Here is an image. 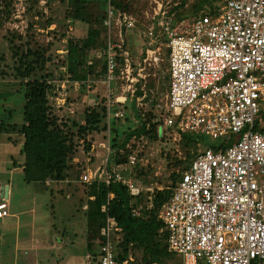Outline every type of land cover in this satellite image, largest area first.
Masks as SVG:
<instances>
[{"label":"built area","instance_id":"built-area-1","mask_svg":"<svg viewBox=\"0 0 264 264\" xmlns=\"http://www.w3.org/2000/svg\"><path fill=\"white\" fill-rule=\"evenodd\" d=\"M32 2H12L8 26L19 35L26 36L30 29ZM38 2L41 6L48 4V0ZM154 3V11L146 13L149 25L137 69L130 51H120L126 41L124 31L135 29L137 19L108 4L103 21L106 48L97 53L106 62L108 123L124 117L123 107L129 100L140 102L144 98L136 97L137 84L147 64L157 65L162 60L161 49L165 46L170 90L167 114L158 132L162 136L165 129L176 127L179 132L201 134L213 142L198 152L160 210L169 250L181 255L183 264H262L264 130L255 131L254 127L264 104V0H225L216 15L193 21L188 31L179 30L185 21L175 25L162 0ZM3 8L0 1V10ZM54 26L40 32L48 34ZM116 80L122 92L113 96L111 87ZM66 82L68 79L60 86L64 88ZM50 83L59 86L60 82L54 79ZM109 144L108 140L101 146L110 154ZM108 158L95 169L86 170L81 182H119L127 185L132 195H140L141 190L123 174L136 165V155L131 154L126 164L118 166L109 165ZM102 211L106 212L107 206ZM9 216L8 203L1 202L0 219ZM118 232L121 227L108 215L100 233L103 243L97 262L87 252L83 264H137L132 254L121 262L116 259L112 235Z\"/></svg>","mask_w":264,"mask_h":264},{"label":"trees","instance_id":"trees-1","mask_svg":"<svg viewBox=\"0 0 264 264\" xmlns=\"http://www.w3.org/2000/svg\"><path fill=\"white\" fill-rule=\"evenodd\" d=\"M0 1L4 7L0 10L1 30L11 19L13 0ZM51 2L52 0H49L50 6ZM174 2L176 3L168 12L174 24L177 25L183 20L195 21L207 15H216L225 0H176ZM32 3L29 14L40 13L36 0ZM109 3L115 9L129 14L135 15L138 12L137 0H68L65 20L70 21L72 25L82 24L85 26L86 34L83 38L68 37L65 46L63 39L67 37L66 33L56 30L58 25L52 18L42 25L45 28L57 25L55 29L50 30L52 40L47 44L36 41V32L32 23L27 37L7 30L3 38L7 43L11 65L4 63L6 59L4 55L0 56V80L13 77L21 81L25 100L24 120L20 125L0 121V133L13 132L19 135L20 152L24 157L23 163L20 164L24 180L28 183L39 182L43 185L49 179L60 183L80 177L86 168L85 162L75 160L81 157L83 150L90 152L92 138L89 139V137L93 133L109 131L107 139L113 149L110 164L115 166L126 164L128 157L134 153L140 160L147 155L148 145L158 148V154L169 173L166 178L158 182L159 187L162 188H154L151 193L148 191L151 205L147 208L141 204L139 195H132L128 186L123 183L112 182L109 185L98 182L84 183L85 203L82 207L86 206L84 214L87 218V232L98 237L96 249H93V243L88 246L96 263L103 243L101 229L109 215L121 227V232L112 235L115 257L119 262L132 254L137 264H176L177 255L169 250L168 232L159 218V213L162 206L172 197L174 189L182 179L183 172L188 169L199 149L208 146L207 138L201 134L179 132L176 127L165 129L160 136L158 127L167 111L163 108L157 113L153 105L156 103L150 95L145 97V101L151 106L145 110L141 124L136 128L128 126L126 130L120 132V128L112 125L115 124V119L111 120L112 124L110 122L109 125L107 99L99 95L96 98L99 102L86 107L82 117L76 119L56 106L58 94L57 91L55 92L56 87L50 83L55 78L64 80L68 76L72 83L78 82L80 89L86 90L89 80H99L103 77L106 72V62L103 57L98 58L97 53L106 48V29L103 21ZM131 31H124L126 41L120 51L125 49L130 51L137 69L136 63L142 61L143 55H140L138 59L134 58L135 54L134 51L131 52L132 48L127 37ZM60 48L66 51V57H59L57 51ZM56 57H58L57 62L53 60ZM90 61L92 64L89 65ZM118 62L121 66V57ZM51 65H54V70H49ZM61 67L66 69V73L56 74V69ZM142 83L143 81L137 84L136 97L144 95ZM71 102L73 100L68 98L66 107ZM254 130H264L261 128V118L256 121ZM230 144L232 142L228 143ZM141 145H143L142 149L136 152ZM223 146L225 147L226 144H220V147ZM134 167L137 168V176H143L152 171L150 163L147 172L139 168L138 164ZM103 206H107L106 212L102 211ZM135 211L139 214L136 215Z\"/></svg>","mask_w":264,"mask_h":264},{"label":"rangeland","instance_id":"rangeland-1","mask_svg":"<svg viewBox=\"0 0 264 264\" xmlns=\"http://www.w3.org/2000/svg\"><path fill=\"white\" fill-rule=\"evenodd\" d=\"M67 1L52 0L50 6L48 0L47 5L41 6L38 0H36L41 12L29 14V19L30 25L32 23L36 32L37 42L47 44L52 40V35L49 34L50 31L48 34H46L47 32H40V30H48L49 27L45 28L42 25L49 18L55 20V23L58 25L57 31L66 33L67 37L63 39L64 46L68 42V37L83 38L85 36V26L79 23L72 25L70 21L65 20V12L68 6ZM137 1L136 7L138 12L133 15L136 17L138 24L133 29L134 31L132 30L127 35L129 45L132 48L131 52L133 53L134 51L135 59H138L141 55L145 43L143 35L149 25L146 13L154 11L156 7L154 0ZM174 1L176 0H162V3L169 10L176 3ZM184 21V25L179 28L180 31H188L193 23L191 19ZM8 23L0 30V56L4 55L6 58L4 63L11 65L7 43L3 38L7 30H11ZM56 24L53 29L56 28ZM26 33L27 37L29 31ZM124 37L126 39L125 32ZM105 38L108 39L107 29L105 30ZM57 53L61 58L66 57V52L63 48H60ZM161 59L157 65L150 66L147 64L143 71L142 88L144 89V98L140 102L136 101V99L132 102L129 100L123 107L124 117L119 120L115 119V124L111 122L112 125L121 129L120 132L126 130L128 126L136 128L141 124L145 110L151 106L145 101L146 96L150 95L153 102L156 103L153 105H155L157 113L166 108V97L170 90V74L168 50L165 46L161 49ZM53 60L57 62L58 57L53 58ZM49 67V70H54V65ZM55 73H66V69L61 67L58 70L56 69ZM104 77L105 74L99 80H89L86 84V90L80 89V85L76 86L75 83H72L68 79V76L64 80L55 78L60 82L59 86L54 85L56 87L55 92L58 90L56 92L58 94L56 106L62 108L65 114L68 113L69 116L80 119L86 107L99 102V100H96L98 95L101 98L105 97L107 100L109 99L110 92L107 84L104 83ZM67 79L69 82H66V86L62 88L60 86L61 83L67 81ZM111 88L113 96L119 95L122 92L118 81L117 83L113 82ZM68 98H71L73 102L66 107ZM24 104V88L21 81L15 80L13 77L7 80H0V121L22 124L24 120ZM117 106L118 104L115 105L116 108ZM260 118L261 121H264V104L260 106V114L257 120ZM108 133L109 131L90 135L89 139L92 138L90 152H84L82 149L81 157L75 160L76 162L84 160L86 166L78 179L67 180L63 183L53 182L50 188L39 182H26L19 164L15 172H11L12 159H0V190L4 186L5 188H9V183H12L13 208H17L18 212L21 210H33L18 216V219H9L11 222L7 230H3L5 235H3L0 227V264H83L87 242L91 241L93 249L97 248V235L88 234L87 232V218L82 207V204L85 203V198L83 197L84 183L81 182V175L90 168L95 169L99 165H102V163L106 162L105 160L108 155L107 162L111 165L110 156L113 153V149L109 144V154L107 149L101 146L102 143L108 144ZM9 137L16 144H19L20 137L18 134L13 132L0 133V154L5 156L9 152L14 156L17 163H21V157L18 156L17 149L11 146V148L9 147L6 150L7 148L3 145ZM207 141L208 145L213 143L208 139ZM142 146H139L136 152L141 150ZM202 149L203 147L199 151ZM146 150L148 151L147 155L140 160L137 159L136 164L147 172L150 163L152 171L147 172L143 176H137V168L132 167L124 171L123 174L128 179L130 178L141 190L139 200L147 208V206L151 205L148 191L151 193L154 188L159 187L160 184L158 182L166 178L169 171L165 168L163 160L158 154V148L148 145ZM183 261L181 255L176 256V264H183Z\"/></svg>","mask_w":264,"mask_h":264},{"label":"crops","instance_id":"crops-1","mask_svg":"<svg viewBox=\"0 0 264 264\" xmlns=\"http://www.w3.org/2000/svg\"><path fill=\"white\" fill-rule=\"evenodd\" d=\"M3 145L7 148L6 150H8L9 147L11 148V146L14 147L15 149H17L16 151H17L18 156L21 157V160H20L21 163H17L15 161V159H14V156L11 155L9 152H7V154L5 156L3 154H0V159H12V162H11V164H12L11 172H13V171L15 172L18 164L19 165L22 164L23 163V160H24V157L22 156V154L20 152V150H21V143L19 142V144H16V142H14L11 137H9V139L6 141V143L4 142ZM21 169H22V167H21ZM52 183H53V181L51 183H48V184L46 183L44 186H46L47 188L48 187L50 188L52 186ZM60 183H63V182H60ZM4 187H2V189L0 190V203L1 202H7L8 203L9 209H10V216L9 217H6L4 219H0V227L2 229L3 235H5L3 230H7L8 226H9V224L11 222L9 219H18L17 218L18 216H21V215L26 214L27 211H33V210H27V211L26 210H21L20 212H18V209L17 208L14 209L13 208V202H12V189H13V184L12 183H9V190H8V197L7 198L3 195V193H4V190H3ZM85 208H86V206L83 209H85ZM20 223H21V220H20ZM91 243H92L91 241H88L87 242L86 253L89 252V246L88 245H90ZM86 253H85V255H86ZM262 264H264V262Z\"/></svg>","mask_w":264,"mask_h":264},{"label":"water","instance_id":"water-1","mask_svg":"<svg viewBox=\"0 0 264 264\" xmlns=\"http://www.w3.org/2000/svg\"><path fill=\"white\" fill-rule=\"evenodd\" d=\"M4 193H3V195L7 198L8 197V190H9V188L7 187V188H5L4 187Z\"/></svg>","mask_w":264,"mask_h":264}]
</instances>
